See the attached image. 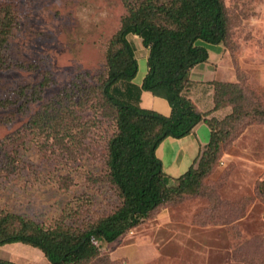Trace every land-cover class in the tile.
Wrapping results in <instances>:
<instances>
[{
    "label": "rangeland",
    "instance_id": "rangeland-1",
    "mask_svg": "<svg viewBox=\"0 0 264 264\" xmlns=\"http://www.w3.org/2000/svg\"><path fill=\"white\" fill-rule=\"evenodd\" d=\"M142 2L149 0H0L11 21L0 46V217L9 214L11 227L82 228L121 204L106 162L117 124L100 84L128 4ZM221 2L226 35L206 45L209 69L233 86L207 117L218 141L214 151L202 147L211 151L209 168L189 190L169 178V199L115 240L93 235L97 254L87 264H264V0ZM124 37L138 79L148 47L132 30ZM131 103L145 108L139 97ZM45 106L46 133L29 123ZM69 125L73 138L64 135ZM209 135L205 128L198 139ZM194 167L202 169L199 160ZM0 261L52 264L21 242L0 246Z\"/></svg>",
    "mask_w": 264,
    "mask_h": 264
},
{
    "label": "trees",
    "instance_id": "trees-1",
    "mask_svg": "<svg viewBox=\"0 0 264 264\" xmlns=\"http://www.w3.org/2000/svg\"><path fill=\"white\" fill-rule=\"evenodd\" d=\"M128 5L129 14L123 17L120 28L113 35L112 43L117 46L108 55L107 78L100 84L102 97L108 109L114 111L117 124L116 132L107 143L106 162L108 178L117 188L121 204L97 222L87 223L82 228L61 225L43 229L31 221L11 227L7 221L9 214L1 216L0 246L21 242L38 247L52 264H87L97 254V246L91 239L93 235L108 242L115 240L174 192L167 183L170 177L155 154L164 138L190 134L193 127L204 120L210 126L207 146L213 148L211 151L217 149L216 134L207 117L220 105L219 94L233 85L218 80L202 85L203 89H211L213 99L212 107L202 112L188 96L192 86L188 73L194 65L207 61V44H219L225 38L226 18L221 0H171L170 4L161 5L149 0ZM5 9V12L0 11V46L11 26L10 6ZM160 13H164L163 22L153 21V16ZM130 30L142 35V45L148 47V69L140 86L132 81L138 62L124 37ZM142 90L165 98L171 108L170 114L165 116L132 104ZM36 94L33 92L31 97L35 98ZM44 109L31 116L29 123L46 133V106ZM70 131L69 125L64 135L73 138ZM211 151L200 153V171L191 165L173 178L179 182L178 190L192 188L202 172L209 168ZM6 221L8 225L3 226ZM0 264L16 263L0 261Z\"/></svg>",
    "mask_w": 264,
    "mask_h": 264
},
{
    "label": "crops",
    "instance_id": "crops-1",
    "mask_svg": "<svg viewBox=\"0 0 264 264\" xmlns=\"http://www.w3.org/2000/svg\"><path fill=\"white\" fill-rule=\"evenodd\" d=\"M207 47L209 53L207 61L194 65L188 73V78L192 82V86L189 87L188 96L202 112L209 110L213 105L211 89L202 88L207 82L212 81L215 78L214 75L211 74L212 71L209 69L213 50H211L209 46ZM147 56L148 53L143 55L146 63ZM147 69L148 67L146 66L137 79L139 73L138 64L137 73L132 79L136 85H141ZM139 98V104L147 109L155 110L165 116H168L171 112L168 101L163 97L153 95L150 91L142 90L139 94ZM205 128H208L210 134V126L204 120H201L193 127L190 134L180 138L168 136L160 142L155 150V154L161 160L162 168L166 175L170 178L178 177L188 170L191 165L196 163L202 151V147L205 146L210 139L209 137L208 140L206 139L203 142L198 139V133Z\"/></svg>",
    "mask_w": 264,
    "mask_h": 264
}]
</instances>
